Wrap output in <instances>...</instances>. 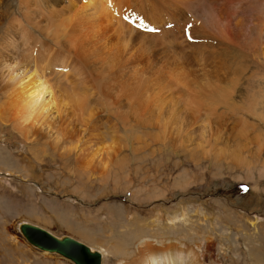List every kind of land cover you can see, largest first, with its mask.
Listing matches in <instances>:
<instances>
[{
	"label": "rangeland",
	"instance_id": "374dc122",
	"mask_svg": "<svg viewBox=\"0 0 264 264\" xmlns=\"http://www.w3.org/2000/svg\"><path fill=\"white\" fill-rule=\"evenodd\" d=\"M44 1V3L58 4L56 0ZM120 10L122 16L119 18L118 15L119 19L109 18L104 24L101 21H72L71 24L80 34L92 32L93 38L100 42L96 49L101 53L99 47L111 48L116 35L124 32V3L120 6ZM44 11L47 12L46 17ZM50 14V10L44 8L40 0L36 2L35 0H0V44L3 45L2 38L5 36L8 38L13 36L17 40L21 31L18 33L16 29L28 28L35 38L45 43L43 45L45 48L40 47V42L38 44L35 42L34 47H31L35 39L32 40L31 46L25 47L26 37H20L17 47L13 48V53L6 52V57L10 60L23 58L20 61L27 62L30 66L28 69L44 74L50 73L52 76L55 74L56 79H53V82L55 85H60L62 82L57 77L59 72L63 71L59 59L62 53L63 56L67 53L61 44L62 41H66V37L57 40L53 33L44 30L47 21H50ZM40 21L44 23L38 26ZM135 21H140L142 27L147 28L144 29L145 32L149 31V23L145 20ZM102 27L104 33L98 35ZM262 27L264 28V24ZM83 40L80 38L81 43ZM165 40L168 47L172 39L168 35ZM11 42L10 39L9 43ZM178 48L180 47L173 50ZM1 50L0 46V59L3 57L1 59L3 61L5 55ZM186 51L192 53L191 49ZM50 52L54 53V56ZM169 52L171 51L168 50ZM175 55L166 56L161 71L150 70L157 82H163L169 74H181L185 77L181 64L173 58ZM61 60L67 68L64 63L66 59ZM81 62L84 64L82 59ZM246 62L251 64L249 72L254 70L258 72H255V83L244 97L252 91H261L257 83L259 72H262L260 65L256 64L252 57ZM85 67L84 77L88 78L83 84H79V88L81 91L90 89L89 95H94L96 90H102L103 81L96 75L95 65L86 63ZM110 79L111 77L108 80ZM189 82L193 85L197 83L195 79H190ZM243 82L247 83L246 77L240 80V87L237 88L235 95L245 93ZM226 85L232 87L231 83ZM107 86L112 87V84L109 83ZM60 93H63V86L58 89L59 102L62 103ZM173 93L176 96L184 94L181 88L173 90ZM100 98L101 100L98 101L96 98L92 100L96 101L93 107L103 112L108 99L102 96ZM241 100L243 99H238ZM0 101H6L1 81ZM176 103L174 99V104L185 112L192 109L200 110L199 120L193 126L201 129L205 125L207 112L200 107V104ZM123 110H125L124 122L117 120L118 113L122 112L117 109L111 113L104 111L101 115L103 120L96 124V127L103 129L109 135L104 133L107 138L118 134L124 143L120 142L124 146L122 157L120 155L118 158L124 160L123 165L121 168L114 165L107 180L103 178L99 168L93 169L90 174L83 173L80 170L81 166L78 167L81 163L76 161L75 155L61 156L60 152L53 148L51 142L54 139L53 134L42 130L32 131L30 134L34 135L37 141L31 143L14 127L10 119L6 123L0 122V264H75L71 259L58 253L34 247L20 232L21 222L38 225L58 237L69 235L80 240V243L99 250L97 244L87 241L90 237L95 235L102 239V244L108 245L115 236L119 239L123 237L122 239L126 241L124 235L132 234L128 242L131 247L137 235L152 231L150 227L153 224L165 227L169 215L173 214L181 218L183 212L187 213L185 217L187 223L181 224L178 221L179 227L176 228L181 230L182 227L187 226L201 237L192 235L181 238L177 230H172V233L169 231V235L178 238L176 243L185 242L194 246L196 252L198 251L197 254L201 255H199L201 264H264V166L261 164V158H264V146L260 147L256 142V138L261 134L258 130L264 132V122L247 111H236V116L247 117L252 123L257 124L258 130L252 131L248 141L230 136L229 143L233 141L232 144H236L238 140L240 148L233 147V151L221 154L222 159L218 160L215 153L206 158V155L198 150L197 144L191 145V142L196 141L190 140V134L187 142H183L185 144L177 143L181 146L179 149L177 146L175 149L171 144L165 145L164 139L158 136L160 133L161 135L167 133L164 132L165 129L158 131L149 127L147 121L151 118L147 117H142L144 120L141 126H136L139 117L128 114L130 110L128 107ZM65 119L63 113L60 115V112H56L53 122L55 137L61 135L58 126L63 128ZM234 122L231 118L228 125L232 126ZM211 123L216 124V121L213 119ZM129 126L131 131L127 130ZM125 131L127 134L124 133ZM222 133L229 136L231 131H222ZM178 138L179 136L177 140ZM226 138L225 135L218 139L220 141L217 146L214 145L215 151L225 148ZM210 139L217 138L210 137ZM107 141L109 142V139ZM60 144L62 147L66 145L63 140ZM91 144L97 146L96 142ZM188 144L191 145L189 150H195V154L182 148L183 145ZM237 150L245 154L243 161H253L255 164L249 168L234 163L235 160L232 163L231 154ZM255 155L260 158L256 159ZM172 249L174 250V247L168 248V251L171 252ZM79 250L82 251L78 248L77 252ZM120 256L117 251L111 250L108 257L103 256L102 264H115Z\"/></svg>",
	"mask_w": 264,
	"mask_h": 264
},
{
	"label": "bare ground",
	"instance_id": "6f19581e",
	"mask_svg": "<svg viewBox=\"0 0 264 264\" xmlns=\"http://www.w3.org/2000/svg\"><path fill=\"white\" fill-rule=\"evenodd\" d=\"M40 1L43 7L51 12L50 21H47L44 30L53 33L57 40L66 37V41L62 43L60 41L67 50V53L64 56L62 53L59 59L63 72H59L57 78L62 83L54 84L55 74L52 76L50 73L44 74L28 69L30 66L27 62L20 61L23 58L10 60L6 57V52L13 53V48L17 47L20 37H26L25 47L31 46L32 40L35 39L31 47H34L35 42L37 44L40 42V47L45 48L43 46L45 43L35 38L28 28L16 29L18 33L21 31L17 40L13 36L3 37L2 41L5 44L0 46L5 58L3 61L1 60L3 57L0 59L2 61L0 81L3 83L6 101H0V122L6 123L10 119L14 127L31 143L37 141L36 137L30 134L32 131L42 130L53 134L54 139L51 141L53 148L60 152L61 156L75 155L76 161L81 163L78 167L81 166L80 170L83 173L90 174L93 169L99 168L103 178L107 180L114 165L118 168L123 165L124 160L118 159L124 146L122 138H119L120 135L113 134L107 138L109 135L103 129L96 127V124L103 120L101 115L104 111L111 113L117 109L122 110L118 113L117 120L124 122L123 108L128 107L129 113L126 112L125 115L128 113L139 117L136 126H141L144 120L142 117H147L151 118L147 121L149 127L158 131L163 129L164 132L167 131L162 135L160 132L158 134L164 139L165 145L171 144L175 149L176 146L179 149L181 146L177 143L185 144L190 134V140L196 141L191 142V145L197 144L198 150H201L206 158L215 153L218 160L222 159L221 154H226L233 147L240 148L238 140L236 144H232L233 141L229 143L230 136L247 140L250 139L252 131L258 130L257 124L252 123L247 117L236 116V111H247L264 122V28L262 27L264 0H56L58 1L56 5L50 2L44 3V0ZM123 3L125 35L124 32L118 33L113 46L109 49L99 47L101 53L96 49L100 42L93 38L92 32L80 34L71 24L72 21H101L104 24L113 17L117 20L122 16L120 6ZM54 8L56 10L51 11ZM43 14L46 17L47 12L44 11ZM135 20H145L149 23V31L145 32L144 29L147 28L142 27L140 21ZM42 23L44 22L40 21L38 26ZM151 24L156 29H153ZM103 33L102 27L98 35ZM168 35L172 41L166 47L165 38ZM80 38L84 39L82 43ZM10 39L11 43H9ZM176 47L180 48L173 50ZM188 49H191L192 53H187ZM168 50L171 52L168 53ZM50 54L54 53L50 52ZM170 54H176L173 58L181 64L185 77L181 74H169L163 82H157L151 71H161L166 56ZM251 57L261 67L262 72H259L257 77L261 91H252L244 97L255 83V72H258L256 70L249 72L251 64L246 61ZM63 58L66 59L64 63L67 68L61 63ZM86 63L96 66L95 73L103 81L102 90H96L94 95H89L90 89L81 91L79 88V84H83L88 78L84 77ZM75 76L79 78H73ZM110 77L111 79L108 80ZM245 77L247 83H242L246 88L245 93L235 95L237 88L240 87V80ZM190 79H195L196 85L191 84ZM109 83L112 87L107 86ZM227 83H231L232 87L226 85ZM62 86L63 93H60V100L63 102L60 103L58 89ZM178 88L183 90V95L176 96L173 93V90ZM100 96L108 99L103 112L93 107L96 101L101 100ZM94 98L96 101H92ZM239 98L244 101H238ZM174 99L177 101L176 104H200V107L207 112L205 125L201 129L195 128L193 125L199 120L201 111L192 109L185 112L174 104ZM56 112H60V115L63 113L66 119L63 128L58 126L61 135L55 137L53 122ZM231 118L235 122L229 126L228 121ZM213 119L216 124L211 123ZM127 130L131 131L130 126ZM227 130L231 131L229 136L222 133ZM259 131L261 134L256 138V142L262 147L264 132ZM124 133L127 134L126 131ZM225 135L226 149L215 151L214 145L217 146L220 141L218 139ZM177 136H179L178 140ZM210 137L217 139L211 140ZM62 140L66 144L64 147L60 144ZM93 142L97 143L96 147L91 144ZM191 145H183L182 148L195 154V150H189ZM257 156L255 155V158L259 159L260 156ZM230 158L233 159L232 163L235 160L234 163L242 167L250 168L255 164L253 161H243L245 154L238 150L232 152ZM261 160L264 166V158ZM186 214L183 212L181 218L177 215H169L165 227L153 224L150 227L152 231L147 232L148 234L146 231L144 234L135 233L139 235L136 236L131 247L128 242L132 234H125L128 240L124 235L126 241L122 239L123 237L119 239L115 236L116 240L112 239L108 245L102 244V239L95 235L88 240L99 246L102 261L103 256L108 257L111 250L117 251L121 256L116 259L115 264H201V255L197 254L198 251L196 252L194 246L185 242L176 243L178 238L169 235L172 230H177L181 238L192 235L201 237L187 226L182 227L181 230L176 228L178 221L181 224L187 223ZM73 247L78 248L77 245ZM173 247V251H168V248ZM91 249L97 250L92 247Z\"/></svg>",
	"mask_w": 264,
	"mask_h": 264
},
{
	"label": "water",
	"instance_id": "95a60500",
	"mask_svg": "<svg viewBox=\"0 0 264 264\" xmlns=\"http://www.w3.org/2000/svg\"><path fill=\"white\" fill-rule=\"evenodd\" d=\"M20 232L34 246L40 249L49 250L51 252L60 253L76 264H101L102 256L99 251H92L89 246L80 243L77 239L64 235L58 237L45 228L38 225L22 222L20 224ZM77 245L82 251H78Z\"/></svg>",
	"mask_w": 264,
	"mask_h": 264
},
{
	"label": "crops",
	"instance_id": "0c3cea01",
	"mask_svg": "<svg viewBox=\"0 0 264 264\" xmlns=\"http://www.w3.org/2000/svg\"><path fill=\"white\" fill-rule=\"evenodd\" d=\"M85 239V238H84ZM87 240V239H86ZM87 241H89V240H87Z\"/></svg>",
	"mask_w": 264,
	"mask_h": 264
}]
</instances>
